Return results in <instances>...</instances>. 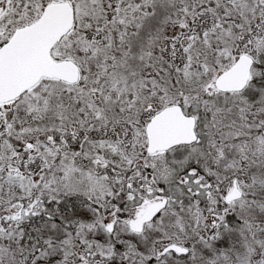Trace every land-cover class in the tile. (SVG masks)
Listing matches in <instances>:
<instances>
[{
    "label": "snow or ice",
    "instance_id": "snow-or-ice-1",
    "mask_svg": "<svg viewBox=\"0 0 264 264\" xmlns=\"http://www.w3.org/2000/svg\"><path fill=\"white\" fill-rule=\"evenodd\" d=\"M0 264H264V0H0Z\"/></svg>",
    "mask_w": 264,
    "mask_h": 264
}]
</instances>
